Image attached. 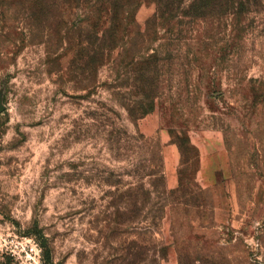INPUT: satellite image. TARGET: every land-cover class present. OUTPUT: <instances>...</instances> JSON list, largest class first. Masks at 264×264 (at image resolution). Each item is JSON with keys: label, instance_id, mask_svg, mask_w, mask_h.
Segmentation results:
<instances>
[{"label": "rangeland", "instance_id": "1", "mask_svg": "<svg viewBox=\"0 0 264 264\" xmlns=\"http://www.w3.org/2000/svg\"><path fill=\"white\" fill-rule=\"evenodd\" d=\"M138 4L112 54L124 62L116 96L106 69L93 94L77 69L88 37L71 6L0 0L3 264H37L34 246L43 264L42 245L54 264H156L161 243L160 264H264L262 17L236 48L228 32L198 46L190 33L191 47L165 62L155 110L133 123L121 105L137 100L127 63L156 11L154 0ZM158 150L166 188L181 182L184 204L156 232L151 206L126 216L134 206L123 193L146 183Z\"/></svg>", "mask_w": 264, "mask_h": 264}, {"label": "trees", "instance_id": "2", "mask_svg": "<svg viewBox=\"0 0 264 264\" xmlns=\"http://www.w3.org/2000/svg\"><path fill=\"white\" fill-rule=\"evenodd\" d=\"M59 1L76 11L79 22L75 26L80 33L88 37L86 48L78 50L75 64L83 75H87L89 87H92L90 94L96 91L99 75L106 69L108 76L104 85L117 96L119 94L117 89L122 87L124 62L121 54L115 59L112 54L122 47V37L135 21L138 0ZM154 2L156 11L147 22L146 33L142 35L149 39L143 41L144 47L136 56L129 57L127 63L130 77L135 83L133 95L137 100L123 102L121 105L133 123L155 110L165 62L169 59L174 60L173 54H178L184 47H191L185 40L190 33L196 34L194 39L198 46L200 43L213 42L215 35L228 32L227 44H233V48H236L240 47L251 31L256 17H262L261 25L264 31V0H154ZM157 42L160 44L156 47ZM139 137L145 139L141 134ZM151 160L153 166L146 174V183L138 181L135 186L129 187L123 193V198L131 201L134 206L131 210L127 208L124 210L126 216L134 214L135 218L140 219L147 205H150L152 227L157 232L168 211L173 214L184 204L180 201L184 198V190L181 182L175 190L166 188L160 150ZM42 247L43 264H54L45 245ZM166 253L167 246L164 243L157 244L155 263L160 264V259H163ZM179 264L207 262L180 256Z\"/></svg>", "mask_w": 264, "mask_h": 264}, {"label": "built area", "instance_id": "3", "mask_svg": "<svg viewBox=\"0 0 264 264\" xmlns=\"http://www.w3.org/2000/svg\"><path fill=\"white\" fill-rule=\"evenodd\" d=\"M40 251H42V250H40ZM33 252L35 253V262L37 264L41 263L42 260L40 259L41 258L40 253H39L38 248L36 246L33 247Z\"/></svg>", "mask_w": 264, "mask_h": 264}]
</instances>
